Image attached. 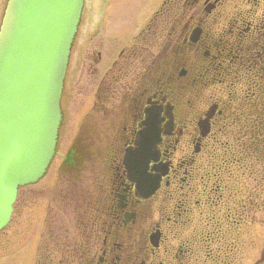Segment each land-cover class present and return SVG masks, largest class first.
<instances>
[{
	"label": "flooded vegetation",
	"instance_id": "1",
	"mask_svg": "<svg viewBox=\"0 0 264 264\" xmlns=\"http://www.w3.org/2000/svg\"><path fill=\"white\" fill-rule=\"evenodd\" d=\"M155 12L119 62L99 66L78 127L94 122L93 143L51 159L67 182L93 163L79 188H60L66 207L78 197L62 256L46 241L32 264H243L228 222L243 223L242 203L230 210L223 173L250 159L255 199L264 195V0H165ZM134 58L138 68L120 65ZM61 110L62 126V99Z\"/></svg>",
	"mask_w": 264,
	"mask_h": 264
},
{
	"label": "rangeland",
	"instance_id": "2",
	"mask_svg": "<svg viewBox=\"0 0 264 264\" xmlns=\"http://www.w3.org/2000/svg\"><path fill=\"white\" fill-rule=\"evenodd\" d=\"M162 1L85 0L62 95V103L64 101L66 110L57 144L60 153L65 152L72 142L84 146L87 142L93 143L94 134L90 127L94 122H86L87 124L85 127L82 126L81 130H79V125L84 113L81 111L83 100L91 103V99L94 98L93 89L99 78V66L107 67L113 58L117 60L116 62L120 61L117 51L123 46L124 49L128 48L130 41L137 38L138 34H135L141 27L151 22L150 19L156 13L154 11L165 0ZM4 2L5 0H0V18ZM82 40H84L83 45L81 44ZM164 41L167 40L163 36L155 39L152 43L155 47L157 43L160 44ZM98 50L102 52L101 61L97 59ZM139 61V58L129 59L127 62L123 60L120 65L124 68L129 65L138 68ZM88 124L89 128H86ZM214 149L216 151L213 164L216 163L219 166L221 148L217 146ZM60 159L59 155L55 156L47 173L38 182L19 188L11 218L0 230V264H32L33 258L37 256L39 250L45 252L46 241L47 252H50L55 259L62 256L63 241L65 236L69 237L71 226H74L73 220L77 213L78 197L69 199L66 207L61 198V189L66 185L71 186L73 183L79 188V185L83 183V178L88 179L93 160L91 158L77 169L75 172L78 176H69L70 180L67 182V175L58 169ZM249 160L245 159L241 166L235 164L228 166L223 173V177L229 182L228 187L231 193L234 194V197L230 198L228 202L230 210L235 211L242 203L243 223L237 227L235 220L238 217L234 214L230 216L228 222L229 225H232L229 237L232 232L233 234L237 232L239 234L238 243L242 242L243 264H254L264 245V201L260 200L264 198V195L260 190L261 197L255 199L257 185L253 174H251ZM257 205L260 207L258 210H256ZM45 226L50 227L51 235L49 231H44Z\"/></svg>",
	"mask_w": 264,
	"mask_h": 264
},
{
	"label": "water",
	"instance_id": "3",
	"mask_svg": "<svg viewBox=\"0 0 264 264\" xmlns=\"http://www.w3.org/2000/svg\"><path fill=\"white\" fill-rule=\"evenodd\" d=\"M84 0H6L0 22V229L19 186L55 151L60 96Z\"/></svg>",
	"mask_w": 264,
	"mask_h": 264
}]
</instances>
